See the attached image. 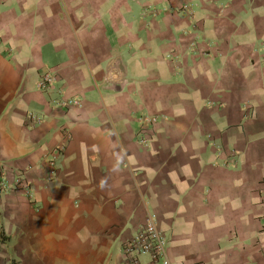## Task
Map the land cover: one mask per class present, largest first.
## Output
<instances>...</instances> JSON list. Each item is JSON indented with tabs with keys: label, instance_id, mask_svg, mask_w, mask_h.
Masks as SVG:
<instances>
[{
	"label": "crops",
	"instance_id": "crops-1",
	"mask_svg": "<svg viewBox=\"0 0 264 264\" xmlns=\"http://www.w3.org/2000/svg\"><path fill=\"white\" fill-rule=\"evenodd\" d=\"M21 173L0 264H121L152 215L175 264H264V0H0V179Z\"/></svg>",
	"mask_w": 264,
	"mask_h": 264
},
{
	"label": "built area",
	"instance_id": "built-area-1",
	"mask_svg": "<svg viewBox=\"0 0 264 264\" xmlns=\"http://www.w3.org/2000/svg\"><path fill=\"white\" fill-rule=\"evenodd\" d=\"M183 11L187 14H191V10L188 6L183 7ZM56 81V76L52 72H47L40 76L37 88L41 91H46ZM52 109L60 111L67 110L71 107H80L81 101L70 98L66 99L62 96L61 92H57V96L52 100ZM30 122L32 125L40 124L41 118L35 115H29ZM156 117L141 116L139 119L141 133L138 138V143L141 146H146L148 138L145 136L146 128L156 122ZM63 143L56 146L52 150L48 151L43 157V161L47 164L49 171V178L51 180L56 171V165L60 159L63 151L65 142L70 138L69 131L67 128H62ZM139 135V134H138ZM25 173V171H23ZM21 173L19 180L14 185H8L6 181L0 179V194H8L11 192L19 191L28 200H32V184L26 179L24 174ZM123 261L121 264H175L173 263L167 254V239L165 235L158 229L156 225L155 216H149L145 223L139 228V230L127 239L122 245Z\"/></svg>",
	"mask_w": 264,
	"mask_h": 264
}]
</instances>
